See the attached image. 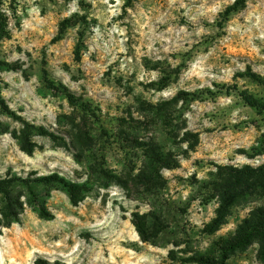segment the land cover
<instances>
[{
  "label": "rangeland",
  "instance_id": "obj_1",
  "mask_svg": "<svg viewBox=\"0 0 264 264\" xmlns=\"http://www.w3.org/2000/svg\"><path fill=\"white\" fill-rule=\"evenodd\" d=\"M235 1L2 0L0 264L220 258L264 207L215 222L222 176L264 165V0ZM224 264H264L260 239Z\"/></svg>",
  "mask_w": 264,
  "mask_h": 264
},
{
  "label": "trees",
  "instance_id": "obj_2",
  "mask_svg": "<svg viewBox=\"0 0 264 264\" xmlns=\"http://www.w3.org/2000/svg\"><path fill=\"white\" fill-rule=\"evenodd\" d=\"M245 0H236L233 5L229 6L226 10L228 15L231 12L237 11ZM5 27V16L2 11V0H0V31H3ZM72 99V96H69ZM247 104L252 107H257L259 102L250 95L242 94ZM0 106L7 113H13L5 99L0 94ZM23 149L31 153L33 148L27 144L23 146ZM41 182H54L63 181L62 178H58L57 175L39 176L37 178ZM11 179H0V192L5 195V199L8 204H12L9 186ZM28 181V180H26ZM256 187H261L264 191V165L257 168L251 166H244L241 168H230L223 176L219 183L216 184L218 195L221 197V206L219 207L218 218L215 222L222 223L223 217L226 216L227 205L235 199ZM69 191L71 192V198L74 200L75 190L74 186L69 184ZM41 214L47 215L46 211L42 208ZM9 224V221L7 222ZM1 225V222H0ZM138 230L144 240V230L137 224ZM255 237H258L261 242V258L264 263V207H259L250 213V216L246 218L241 225H239L237 234L235 237L229 239L226 244L222 247L221 255L218 260L207 261L201 260V264H224L229 256L237 249L246 246Z\"/></svg>",
  "mask_w": 264,
  "mask_h": 264
}]
</instances>
